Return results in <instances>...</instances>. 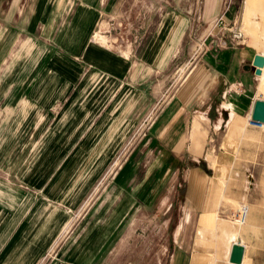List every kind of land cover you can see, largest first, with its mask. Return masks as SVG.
Here are the masks:
<instances>
[{"label": "crops", "instance_id": "0c3cea01", "mask_svg": "<svg viewBox=\"0 0 264 264\" xmlns=\"http://www.w3.org/2000/svg\"><path fill=\"white\" fill-rule=\"evenodd\" d=\"M7 1L9 6L0 20L22 22L27 43L38 45L39 36L51 45L44 58L48 67L58 69L60 82L53 91H61L63 100L76 85L85 90L83 75L88 78L105 72L111 78L108 110L112 123L127 120L130 127L134 119L151 118L141 142L151 154L149 164L141 171L139 155L124 164L100 210L96 215L91 213L78 236L56 251L58 257L47 264H116L110 245L124 218L140 206L155 214L163 209L167 227H171L165 239L167 264H209L206 253L213 251L208 250L207 243L218 230L212 216L219 212L223 190L217 181L224 175L222 167L235 158L240 136L254 128L244 124V118L259 99L262 72L254 74L255 53L248 45L228 43L229 33L224 39H212L211 48L190 62L180 82L173 89L169 85L175 65L188 55L187 37L199 22H192L193 12L201 7L203 22L213 19L223 0H169L161 12L157 9L148 16L147 27L142 25L131 32L137 36L121 43L119 50L102 47L93 39L103 19L122 13L124 0H29L24 5L20 0ZM229 15H225L226 21ZM11 93L19 91L12 85L4 89L3 99ZM18 99L8 103L10 109L20 108L22 100ZM81 115L78 120L84 121L86 114ZM20 221L21 217L12 222L5 235L12 236L8 254L28 233L23 222L17 227ZM220 233L213 243L214 251L221 252L217 248L222 239L229 250L225 262L230 264L236 234L222 227ZM49 239L41 248L31 246L29 252L35 256L31 264L46 249ZM242 261L245 264L244 255Z\"/></svg>", "mask_w": 264, "mask_h": 264}, {"label": "rangeland", "instance_id": "374dc122", "mask_svg": "<svg viewBox=\"0 0 264 264\" xmlns=\"http://www.w3.org/2000/svg\"><path fill=\"white\" fill-rule=\"evenodd\" d=\"M27 1L20 0V4ZM123 2L122 13L100 22H105L101 31L105 39L102 43L94 37L96 44L119 50L121 43L127 44L131 37L137 36L128 31L126 24L131 23L133 28L145 26L148 16L156 14L157 9L161 12L169 4V0H159L158 4L153 0ZM8 6V1L0 0V19ZM29 10L28 6L26 15ZM200 10L201 7L193 12L192 22L199 21V25L196 29L194 24L187 37L188 55L180 58L172 70L169 85L172 89L190 69L187 63L190 57L195 54L198 59L218 36L224 39L230 33L228 43L248 45L255 54H264V0H223L216 16L204 22ZM226 14H230L229 22L225 20ZM219 17L223 20L221 24L215 22ZM119 21L121 25H117ZM22 26L14 18L9 22L0 20V264H31L35 257L29 252L31 246L41 248L50 236L51 241L35 261L47 264L58 257L56 251L78 236L91 213L100 210L124 164L138 155L142 158L141 171L149 164L151 154L141 143L148 119H134L130 127L127 120L112 123L108 110L111 78L105 72L88 78L83 75L85 90L76 85L63 100L61 91H53L60 82L58 69L48 67L44 58L51 45L39 36L38 45L27 43ZM233 34L239 37L233 38ZM203 41L205 48L198 50L199 42ZM261 72L258 97L262 100L264 67ZM12 85L19 93H11L4 100V89ZM18 98L22 100L20 108L10 109L8 103ZM105 111L102 121H97ZM84 113L87 118L78 120ZM249 117L250 114L244 118V124ZM240 140L235 158L222 167L224 175L216 179L223 190L219 212L212 216L218 230L207 243L208 250L213 251L206 253L209 264H227L229 250L222 239L217 248L221 252L214 251L213 243L221 237L220 227L236 234V242L244 247L245 264H264V125L249 128ZM241 204L247 206V213L244 220L237 222L236 211ZM161 212L163 209L151 213L140 206L124 218L110 245L116 264H167L165 239L171 227H167ZM19 217L17 227L23 222L28 233L24 234V242L11 248L8 254L12 236L5 235Z\"/></svg>", "mask_w": 264, "mask_h": 264}, {"label": "water", "instance_id": "95a60500", "mask_svg": "<svg viewBox=\"0 0 264 264\" xmlns=\"http://www.w3.org/2000/svg\"><path fill=\"white\" fill-rule=\"evenodd\" d=\"M252 65L254 67V74L260 75L261 68L264 65V56L261 54H255L252 57ZM250 120L255 123L263 124L264 122V99H257L252 105L250 112ZM244 255V247L242 244L235 242L230 247V254L228 262L230 264H240Z\"/></svg>", "mask_w": 264, "mask_h": 264}, {"label": "built area", "instance_id": "2783aa9c", "mask_svg": "<svg viewBox=\"0 0 264 264\" xmlns=\"http://www.w3.org/2000/svg\"><path fill=\"white\" fill-rule=\"evenodd\" d=\"M215 22H218V23H223V20H222V17H219V18H217V19H215ZM122 24V22L121 21H119V23H117V25H121ZM126 26H128V31H131V32H135V31H137L139 28H141V27H132V24L131 23H128V24H126ZM133 30V31H132ZM115 37V36H114ZM239 37V34H233V38H238ZM120 38L121 39H123V36L122 35H120ZM115 40H117V39H119V38H114ZM202 45H204V41L203 42H199V44H198V50H202L203 48H205V47H203ZM206 50V49H205ZM203 53V52H202ZM197 55V54H196ZM194 56H195V54H194ZM194 56H192V57H190V59H189V61H187V63L189 64V66L192 64V63H190V62H192L194 59H195V57ZM148 119V121L149 120H151V118L149 119V118H147ZM248 124H251L252 126H254V127H262L263 126V124H259V123H255V122H252L250 119H249V123ZM246 213H247V206L245 205V204H241L240 205V207H239V209H237V211H236V218H238V219H236V221L237 222H240V221H242V220H244V217H245V215H246Z\"/></svg>", "mask_w": 264, "mask_h": 264}, {"label": "bare ground", "instance_id": "6f19581e", "mask_svg": "<svg viewBox=\"0 0 264 264\" xmlns=\"http://www.w3.org/2000/svg\"><path fill=\"white\" fill-rule=\"evenodd\" d=\"M103 22H104V21H103ZM102 24H103V23H100V25H99V27H100V28H99V33L96 32L94 37H95V38H98L97 40H98L99 42H102V43H103V41H104V39H105V38H104L105 35H102L101 31H102L103 28H104L103 26H105V22H104L103 25H102ZM249 119H250V117H249ZM248 123H249V122H248ZM263 125H264V122H263ZM234 243H235V242H234ZM234 243H232V244H234ZM232 244H231V245H232ZM242 262H243V261H241L240 264H242Z\"/></svg>", "mask_w": 264, "mask_h": 264}]
</instances>
